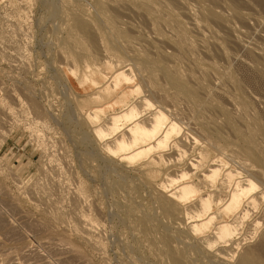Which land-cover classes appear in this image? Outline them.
<instances>
[{"label": "rangeland", "instance_id": "1", "mask_svg": "<svg viewBox=\"0 0 264 264\" xmlns=\"http://www.w3.org/2000/svg\"><path fill=\"white\" fill-rule=\"evenodd\" d=\"M108 66L130 67L132 79L100 77ZM101 87L105 96L96 102ZM133 102L140 120L163 113L146 147L161 143L168 155L175 141L220 137L221 156L245 175L239 162L254 161L237 133L253 129L264 156V0H0V264H224L209 255L222 244L203 247L183 213L165 211L160 174L140 167L150 155L132 162L104 148L126 132L132 149L130 122L98 140L83 118L103 108L97 125L104 124ZM248 209L237 236L254 232L255 239L226 246V264H236L264 231L260 208ZM78 214L95 224L88 239Z\"/></svg>", "mask_w": 264, "mask_h": 264}, {"label": "bare ground", "instance_id": "2", "mask_svg": "<svg viewBox=\"0 0 264 264\" xmlns=\"http://www.w3.org/2000/svg\"><path fill=\"white\" fill-rule=\"evenodd\" d=\"M67 5H68V3H67ZM69 10H70L69 12H71V13L73 12L71 9H69ZM74 14L71 16L80 15V14H78V12L74 13ZM80 16L83 17L82 14ZM77 19L80 20L79 18H77ZM75 21H77V20L75 19ZM75 21H74V25H76ZM83 22H85L84 19H83ZM87 22H86V24H87ZM77 24L81 29H84V30L88 26V25H84L85 23H82L81 20L77 21ZM89 29H90V27H89ZM88 31H87V34H85L86 32L84 31L85 32L84 34L86 35V37H89V36H87L89 34ZM76 32H77V30H76ZM82 33H83V30H82ZM83 36H81V37L83 38ZM91 36H93V35H91ZM95 39L96 38H94V40ZM92 40H93V37H92ZM85 41L87 43H89L87 41V39ZM92 42H94V41H92ZM90 44H93V43H91V41H90ZM126 68L130 69V67H127V66H123V67L116 68V69L112 66H108L107 68H105L102 71H97V74H99L100 77L105 78V79L113 78L112 79L113 81H117V80H121V79H125L126 81H129L130 79H132V77L130 78L128 76V74L126 72ZM146 78H147V76H146ZM145 79H144V81H145ZM148 79H150V78H148ZM153 80H152V83H153ZM147 81H146V84L149 83ZM153 84H152V87H150V89H151V91L157 93V91H155V88H153ZM106 89H107V87H101L98 90V93H97L98 95L95 98L96 102H100V100L103 98V96H105ZM139 89H140L139 86H137V88H135L134 91L138 92ZM146 101H147L146 98H142L141 100H139L138 104H140V105L145 104ZM242 101L243 100L241 99V102ZM163 102H165V101L163 100ZM240 105H241V103H240ZM244 105H245V103L242 104L241 107H245ZM138 107H139V105H137V103H134V102L132 104L129 103V105L127 107H125V109L123 111H121L119 113H114V114L112 113V115H109L108 117H106L104 124H100V125H97V122H98L99 114L101 113L103 108L95 109L93 117H91L89 114V115H85V117L83 116V118H84L85 122H87L86 124H89L91 126V128L94 130V132L97 134L98 140H103L104 137L106 135H108L106 133V131H115L116 129H118V122L119 121L127 120V122H130V124H128L126 130H127L128 137H132V149H130L131 148V146H130L131 142L129 143L126 141V137H125L126 132L124 133L125 135L124 134L120 135V137H118L116 140H114L113 141L114 143L113 142H112L113 144L111 143L112 146L110 143H109L110 145L106 144L107 146L104 144L105 145L104 148H107L106 150H108V148H109L110 150L113 151V153L115 155L118 154L117 152L120 151L121 152L120 160H128V161L132 160V162H135L136 159H140L145 155H148V156L150 155V157L146 161H144L140 167L145 172V174L147 176H149L151 173H159L160 174L161 183L157 186V191L163 197L162 202H163V206H164L165 211L169 214L174 213L173 211H175V210H178L179 212L183 213L190 220L189 221L187 219L189 222L186 220L187 223L189 224L188 225L189 229L193 233L198 234V240H199V242L202 243L203 247L211 250V249H214V247L217 246V244H222L220 246V249L215 250L211 254L209 253V255H210V257L215 258V259H219V261L226 264L225 262H227V261H224V259H227V256H228V252L226 251V246L230 247V250H232V251L237 250L240 248V246L243 242L242 240L248 241V239L254 238V232L252 234L249 232L251 234L249 236L247 235L248 232H246L247 234H245V235H247V236L245 238L243 237L242 240H239V237L237 236L240 233L242 234V232L239 233V231H241L239 226L241 225L242 222H245L244 221L245 218L248 217V213H249L248 208H251V209L252 208H255V209L260 208V210L262 211L261 212L262 216H264V167H263V170L260 168L261 167L260 164L263 162L264 156L259 154V152L262 150L258 151L257 139H256L258 137H256L257 135H255V133H254L255 131L253 132V129H252V132H250L249 134L242 133V132L237 133L240 141H243L245 144L244 146H246L245 148H244V146L243 147L241 146V148H244V151H242V152L245 153L246 158L247 157L249 159L251 158V161H254L255 164H256V162L260 163L258 166L260 169L257 167H256L257 169H255V166L253 164L254 162L252 164H249L244 160L240 161L239 163L241 165L240 164H238V165H240V167L242 166L241 168H243V170L245 169L246 173L248 174V175H246V173H245V175H246L245 176V175H243L242 171H239L238 169L236 170L234 168H231V166H229L231 164H228V162L226 160H224V158L221 156L220 153H222V147L219 145V144H221V142L219 144L217 143V141L220 137H218L216 139V141H214V140H212V138L210 139L208 136L206 138V140H208V141L205 143H200V141L196 137H192V136H191V142L190 143H188V141H184L183 139L175 141L171 145V150L174 153L168 154V155L165 153V150L163 149L164 146L161 143L157 144V146H153V145L150 146L149 145L148 147H146L147 144H149V141L152 140L151 139V137H152L151 132L157 131L160 129V127H162L161 126L162 123L158 119L159 118L161 119V117L163 116V113L161 110H159L153 115L154 117L153 116H152V118L146 117V119L140 120V118L138 119L139 114H140ZM242 110L243 109H241V111ZM207 112H209V110H207ZM243 114L246 115V113H243ZM203 115H206V113ZM247 115H249V114H247ZM208 117H209V114H208ZM246 117L249 118V116H246ZM251 118H249V119H251ZM209 120H211V119H209ZM211 121L213 122V120H211ZM246 121H247V118H246ZM252 121L254 122V121H258V120H251V122H250L251 124L253 123ZM255 123H253V124H255ZM253 124H252V126H254ZM258 124H260V123H258ZM221 126H223V125H221ZM221 126H217V127H221ZM257 127H258V130H260L259 125ZM173 131H174V129H173ZM261 131L263 133L264 130H261ZM204 133H206V132H204ZM209 133H210V131H209ZM172 134H173L172 128H170L166 132V138L168 135L171 136ZM210 134H213V133H210ZM206 135H207V133L204 136H206ZM263 135H264V133H263ZM188 136L189 135H187L186 137L188 138ZM258 136H259V134H258ZM259 139H261V137ZM263 139H264V137H263ZM263 139H261V140H263ZM189 140H190V138H189ZM228 141H231V140L228 139ZM240 141H239V143H240ZM225 142H227V141H225ZM258 142L260 143V145H262L261 144L262 141L261 142L258 141ZM230 143L231 142H229V144H227V143H223V144H225V146H226V144L230 146V145H233V143H235V141H233L232 144H230ZM262 143L264 144V141ZM235 146L236 145L234 144V147ZM261 147L264 148L263 145ZM261 147L259 149H261ZM234 149L235 148H233V149L231 148V150H234ZM110 150L108 151V153L110 152ZM216 151H218L219 154L216 153ZM263 151H264V149H263ZM236 152H237V157L239 158L240 153L238 154V151L235 150V154H236ZM242 152H241V154H242ZM260 153H262V152H260ZM112 156H113V154H112ZM242 156H244V155L242 154ZM245 156H244V158H245ZM231 157L233 158V156H231ZM234 159H230V160L233 161ZM240 159L241 158H239V160ZM232 163H234V161ZM235 163H238V162H235ZM180 164L183 165V167H185V168L182 169V166ZM184 169H186V170L188 169L189 171L188 172L184 171ZM180 172H181V175L179 174ZM255 177H257V179L259 180V181L257 180L258 183L254 179ZM259 184L262 185V188H260ZM55 185H56V183H55ZM77 195H75V196L77 197ZM79 198H81V197H79ZM79 198H76V199L78 200ZM188 203H192L191 207H190V205H188ZM257 211H259V210L257 209ZM261 213H260V215H261ZM56 217H58L57 214H56ZM76 217H77L76 218L77 221H79L81 223V225L83 227L82 230L84 231V234L86 235L85 237L83 236V238L88 239L89 238L88 236L92 234V231L94 229V225H95L94 222L91 219L87 218L84 214H80V215L78 214ZM263 218L264 217H262V219ZM260 222L258 221V219L253 220L251 225H252V227L254 226L255 230H256L259 228ZM56 223H57V221H56ZM210 224L214 225L212 230L210 231L211 235L204 236L201 234L199 236V234H200L199 231H202L204 228H206ZM261 226H262V224H261ZM36 228L37 227H35V229ZM242 228H244V227L242 226ZM250 228H251V226H250ZM2 229H4V228H2ZM251 232H252V230H251ZM193 239H195V238H193ZM254 239H253V241H254ZM164 240L167 242L166 239H164ZM165 241H164V243H165ZM46 242L47 241H45V244H46ZM257 242L258 243L256 245L254 244L253 246L252 245L247 246L248 248H246L245 251L242 252L241 255H239V258H238L236 264H264V231L260 234V239ZM37 243H38V241H37ZM43 244H44V242H43ZM47 244H50L49 245L50 247L52 246V248L56 249L57 252L59 251L60 253H62V255L64 253H66V255H67V253H70V254L72 253L75 256L78 253L77 252L75 254L74 253L76 251L75 248L74 247L69 248L70 245L68 246V248L66 250H64L65 248L62 250V248L60 247L61 244L59 242H50V243L48 242ZM164 246H165V244H164ZM166 246L168 247L167 243H166ZM217 248H219V247H217ZM206 251H207V249H206ZM229 255L231 257H234L231 253ZM78 256H80V254ZM212 258H211V260H214ZM201 259H202V257H201ZM8 261H9V259H8ZM78 261H80V260H78ZM175 261H174V263H175ZM171 262H173V261H171ZM35 263L36 262H34V264ZM84 263H85V261L81 262L80 264H84ZM44 264H45V262H44Z\"/></svg>", "mask_w": 264, "mask_h": 264}]
</instances>
